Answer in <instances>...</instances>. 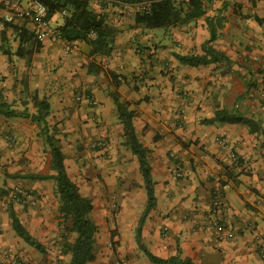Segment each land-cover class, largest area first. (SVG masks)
Instances as JSON below:
<instances>
[{"label": "crops", "instance_id": "1", "mask_svg": "<svg viewBox=\"0 0 264 264\" xmlns=\"http://www.w3.org/2000/svg\"><path fill=\"white\" fill-rule=\"evenodd\" d=\"M90 8L107 16L118 37V74L136 76L132 90L126 80L118 85V93L133 112L134 129L148 150L154 182L156 203L142 225V245L157 257L189 259L193 264H264V0H213L204 17L160 29L135 24L134 9L128 4L92 0ZM65 14L51 15V24L61 26ZM207 19L215 35L210 47L227 61L198 67L180 64L174 54H205L202 47L210 37ZM134 45L146 48V59L131 54ZM18 51L23 55L18 56ZM98 56L85 42L38 43L31 22L18 17L0 33V104L33 115L31 99L37 97L48 104L50 130L70 116L74 124L68 130L78 137L96 131L97 125L108 123L106 109L113 104L108 96L97 99L98 106L90 110L81 105L72 112L68 105L79 85L75 75L89 73L83 65L90 68V61ZM180 89L188 91L185 102L176 95ZM180 105L185 114L178 118L174 111ZM89 111L102 113V123L83 124L82 114ZM216 114L221 121L204 123ZM40 129L29 118L0 113V180L7 172L45 202L51 196L46 186L52 179L25 178L53 175L44 166L49 149L43 147ZM122 132L118 121V164L106 170L118 174V260L151 264L136 243L145 189L137 160L123 145ZM10 135L13 146L6 144ZM57 138L62 142L63 137ZM116 154L109 150L102 160L114 162ZM64 164L69 177L66 159ZM176 164L181 178L172 174ZM216 192L221 198L219 211L212 207ZM43 204L39 202L38 211L45 208ZM8 220V227L0 223V262L2 254L11 250L8 238L13 230ZM214 221L218 227L212 226ZM28 223L26 230L32 234L33 224ZM40 223L36 220L33 226ZM88 264H110V257L95 253Z\"/></svg>", "mask_w": 264, "mask_h": 264}, {"label": "rangeland", "instance_id": "2", "mask_svg": "<svg viewBox=\"0 0 264 264\" xmlns=\"http://www.w3.org/2000/svg\"><path fill=\"white\" fill-rule=\"evenodd\" d=\"M116 36L112 39L110 49L105 54L99 55L91 60L92 62L90 61L92 63L91 70L87 63L83 65L88 72L90 71L89 73L80 76L75 75L79 85L74 87L70 97L68 107L72 112L76 108L79 109L81 105H84L87 110L98 106L97 99L103 96H108L113 102L112 94L115 91L118 93V85L122 82L120 79L112 80L111 78V74L118 75V37ZM137 46L134 45L130 48L131 54H142L143 58L146 59L148 56L147 52H144L146 48H138ZM174 47L177 46L174 45ZM135 77L129 72L125 77L130 90H132L130 85L135 82ZM170 80L171 82L175 81L173 75H170ZM176 95L185 102L188 98V91L180 89ZM89 112V114H82L83 124L88 123L89 120L102 123V113ZM106 113L108 123L97 125L96 131L86 132L84 136L79 134L78 137L74 131L68 130L74 124L70 116L58 120L55 125L58 126L56 130L54 126L51 130L63 137L62 142L59 139L58 145L63 152L64 159H66L69 179L77 186L82 196L92 201L93 210L90 217L97 227V232L94 235V254L96 253L100 257L107 254L110 257V264H123L118 260V228L115 226L118 222L119 211L118 174L112 176L106 173L107 168L113 169L118 164V119L113 104L106 109ZM41 139L45 150L48 149L44 138ZM99 140H102L100 142L103 145H97ZM14 142L15 139L13 141L7 140L6 144L13 146ZM109 150L117 154L116 160L108 163L102 158L108 157ZM48 156L45 155L44 166L47 165L50 170L49 153ZM98 158H101L102 161H98ZM5 173L3 180H0V223L6 222L7 227L10 226L7 216L9 208L16 212L25 229L29 228L28 222L34 225V221L40 220L39 227L33 225L30 227V232H32L30 235L40 242L44 250L42 252L36 251L12 231L8 238L11 250L2 254L3 259H1L0 264H67L70 255L62 253L61 236L64 232L65 222L59 213V198L55 182L49 181L46 186L51 196L44 202L40 195L37 196V191L25 187L20 179L11 178V174ZM7 181H15V183L8 185ZM98 192L101 195H98ZM33 197L36 198V205H31L28 201L29 198ZM41 201L44 203L43 208L44 206L45 208L38 211V204L39 202L41 204ZM74 237V234H70L69 241L72 242Z\"/></svg>", "mask_w": 264, "mask_h": 264}, {"label": "trees", "instance_id": "3", "mask_svg": "<svg viewBox=\"0 0 264 264\" xmlns=\"http://www.w3.org/2000/svg\"><path fill=\"white\" fill-rule=\"evenodd\" d=\"M43 3L48 11V18L54 13L64 12L63 24L57 27L60 38L64 42H85L91 47L92 55L105 54L109 49L112 39L115 36V30L107 24L103 13L94 12L90 8L92 0H38ZM120 5L128 4L134 9L132 19L135 24L142 25L148 29L169 28L176 25H184L204 17L209 10L213 0H151L143 6L138 5L142 0H102ZM138 6L140 10H138ZM207 27L210 33L209 40L202 47L204 55L181 56L174 54V58L183 65L198 67L208 65L212 62L224 60V56L217 54L210 43L215 39L214 30L210 21L207 19ZM94 34V38H90ZM22 56L21 51L17 52ZM29 54L25 56L26 62L29 61ZM112 80L120 79L123 83L126 78L120 74H111ZM113 104L116 110L117 119L122 125L123 145L130 150L138 163L139 174L141 176L146 202L144 210L140 215L138 228L136 231V243L139 249L146 256L151 264H193L189 259H180L170 257L163 259L151 254L148 249L142 245L140 236L141 228L149 211L155 206L156 198L154 195V182L151 176V168L148 162V150L139 141L134 125L133 112L128 109V103L122 101L119 93L112 94ZM31 105L36 109V114L30 115L26 109L19 112L11 109L5 103L0 104V113L5 117L29 118L36 122L40 129V135L48 146L50 155V170L52 176H32L27 175L28 179H52L55 182L56 192L59 198V213L63 218L64 232L61 236V248L63 254H69L70 258L67 264H88L95 258L94 254V235L97 227L92 221L90 215L93 210L92 201L82 196L77 186L69 179L64 164V155L58 145L59 139L57 133L50 130L46 117L48 115V104L45 100H39L37 97L31 99ZM219 114L204 123L211 124L221 121ZM9 218L12 230L27 245L38 252L44 250L38 240L30 235L24 228L15 212L9 208ZM74 234L72 242L69 241V235Z\"/></svg>", "mask_w": 264, "mask_h": 264}, {"label": "built area", "instance_id": "4", "mask_svg": "<svg viewBox=\"0 0 264 264\" xmlns=\"http://www.w3.org/2000/svg\"><path fill=\"white\" fill-rule=\"evenodd\" d=\"M47 7L38 0H0V32L4 31L11 25L16 18L28 19L32 24V34L34 39L38 42L54 41L56 43H63L56 27H54L48 18ZM64 14V12H62ZM94 34H90V38H94ZM174 114L178 118L184 116V108L178 107ZM6 139L13 141V136H6ZM98 146L103 145L102 142L97 143ZM172 174L176 178L182 177V171L179 165L172 170ZM220 195L218 192L214 193L212 198V207L219 211L221 208ZM31 205H36V198H29ZM213 227H218L217 221L212 222ZM165 233V230H164Z\"/></svg>", "mask_w": 264, "mask_h": 264}]
</instances>
